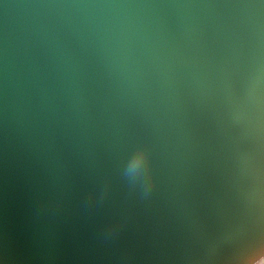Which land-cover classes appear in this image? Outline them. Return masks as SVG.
Returning <instances> with one entry per match:
<instances>
[{
  "label": "water",
  "instance_id": "95a60500",
  "mask_svg": "<svg viewBox=\"0 0 264 264\" xmlns=\"http://www.w3.org/2000/svg\"><path fill=\"white\" fill-rule=\"evenodd\" d=\"M261 249L264 0H0V264Z\"/></svg>",
  "mask_w": 264,
  "mask_h": 264
},
{
  "label": "clouds",
  "instance_id": "9594fccd",
  "mask_svg": "<svg viewBox=\"0 0 264 264\" xmlns=\"http://www.w3.org/2000/svg\"><path fill=\"white\" fill-rule=\"evenodd\" d=\"M139 159L148 161L147 173H146V182L149 189L154 184V177L151 171V150L149 147L145 146L139 153ZM259 259H254L252 257H247L242 261V264H264V249L260 250Z\"/></svg>",
  "mask_w": 264,
  "mask_h": 264
}]
</instances>
